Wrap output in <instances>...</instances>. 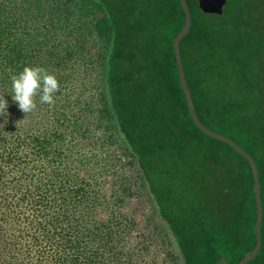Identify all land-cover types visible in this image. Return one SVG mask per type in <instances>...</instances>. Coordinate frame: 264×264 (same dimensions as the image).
<instances>
[{
	"label": "trees",
	"instance_id": "obj_1",
	"mask_svg": "<svg viewBox=\"0 0 264 264\" xmlns=\"http://www.w3.org/2000/svg\"><path fill=\"white\" fill-rule=\"evenodd\" d=\"M94 1L102 12L97 31L100 35L104 31L110 41L103 99L138 161L183 263H222L223 252L232 254L223 241L230 245L245 230L250 248L232 260L231 264H238L256 243L253 176L245 158L203 134L190 117L173 51L174 39L185 24L180 0ZM69 2L0 0V84L10 88V78L26 65L47 70L49 63L61 66L72 61L77 46L63 43V28L57 25ZM187 3L192 26L181 42V55L197 115L210 130L207 123L213 119L235 124L242 110L226 97L213 96L212 87L202 78L219 71L217 63L223 60L215 58L216 47L207 42L210 37L224 39L210 29L202 34ZM19 22L24 23L22 32ZM196 39L199 53H183V42ZM191 66L197 67L206 90L195 89ZM221 135L239 145L231 136ZM237 157L246 170L239 168ZM64 165L49 137L37 132L24 137L0 117V264H128L125 217L112 205L109 220L99 219L94 208L102 203L93 184L82 178L86 176L82 172L71 178ZM91 179L95 186L101 183ZM260 182L262 248L248 264H264L261 177ZM9 229L11 237L4 238Z\"/></svg>",
	"mask_w": 264,
	"mask_h": 264
},
{
	"label": "rangeland",
	"instance_id": "obj_2",
	"mask_svg": "<svg viewBox=\"0 0 264 264\" xmlns=\"http://www.w3.org/2000/svg\"><path fill=\"white\" fill-rule=\"evenodd\" d=\"M69 1L57 25L63 28V43L77 48L71 62L61 66L49 63L46 67L59 84L54 102L41 104L37 96L36 107L25 114L12 101L11 88L0 84V96L8 102L6 112L0 113V117L7 127L12 128L14 124L24 137L36 132L37 136L49 137L71 178L79 172L85 173L82 178L93 184L98 203H102L94 208L99 212V219L109 220L110 207L115 205L119 215L128 222V264H184L174 237L159 216L138 161L103 99L110 41L104 31L101 35L97 31L102 12L94 0ZM188 1L195 12L196 28H201L204 35L209 29L219 32L224 39L217 41L210 37L207 42L216 47L215 58L223 60L217 63L219 71L202 78L212 87L213 96L226 97L242 110L235 124L226 125L213 119L207 125L217 133L234 138L254 157L264 188V0H227L219 16L202 14L196 0ZM18 8L21 10L23 6L18 4ZM215 22L220 25L216 27ZM18 24L19 31H24V23ZM33 26L31 33L36 35V21ZM198 47L197 39L184 41L183 53L196 56ZM62 58L68 61L66 53ZM196 68L190 69L195 89L199 90L205 86ZM237 163L240 169L246 170L245 162L238 157ZM92 176L102 184L97 181L95 186ZM5 233L4 238L11 237L12 229ZM245 235L244 230L233 237L230 245L223 241L225 249H231L232 254L223 252L226 259L220 264H231L237 256L247 253L250 243Z\"/></svg>",
	"mask_w": 264,
	"mask_h": 264
},
{
	"label": "water",
	"instance_id": "obj_3",
	"mask_svg": "<svg viewBox=\"0 0 264 264\" xmlns=\"http://www.w3.org/2000/svg\"><path fill=\"white\" fill-rule=\"evenodd\" d=\"M180 2H181L183 12L185 14V24L182 30L177 34V36L174 39L173 51H174L175 60H176L177 67H178L180 84H181V87L185 95L186 105H187L190 117L193 123L196 125V127L203 134L229 145L236 153H238L240 156H242L248 161L250 168H251V172L253 176V183H254L255 204H256V220H255L256 243H255L254 249L238 263V264H248L259 254L262 248L261 231H262V222H263V207H262L261 182H260L257 163L255 159L252 157V155L249 154L247 151H245L234 140L207 128L200 121L197 115V112H196V109L193 103L191 91H190V88L186 80V75H185V70H184L182 55H181V42L190 32V29L192 26V14L188 6L187 0H180ZM225 2L226 0H199V7L202 9L203 12L207 14L210 13V14L221 15L223 12V6L225 5Z\"/></svg>",
	"mask_w": 264,
	"mask_h": 264
},
{
	"label": "clouds",
	"instance_id": "obj_4",
	"mask_svg": "<svg viewBox=\"0 0 264 264\" xmlns=\"http://www.w3.org/2000/svg\"><path fill=\"white\" fill-rule=\"evenodd\" d=\"M11 99L25 114L35 107V97L38 96L41 104L54 102V94L58 91V80L39 65H26L11 78ZM8 102L0 96V113L6 112Z\"/></svg>",
	"mask_w": 264,
	"mask_h": 264
},
{
	"label": "flooded vegetation",
	"instance_id": "obj_5",
	"mask_svg": "<svg viewBox=\"0 0 264 264\" xmlns=\"http://www.w3.org/2000/svg\"><path fill=\"white\" fill-rule=\"evenodd\" d=\"M226 3H227V0H226V2H225V5L223 6V10H224V8H225V6H226ZM196 4H197V8H198V11L199 12H201L202 14H205V15H212V16H219V15H217V14H207V13H205V12H203L202 11V9L199 7V0H196ZM223 13V12H222ZM222 15V14H221Z\"/></svg>",
	"mask_w": 264,
	"mask_h": 264
}]
</instances>
